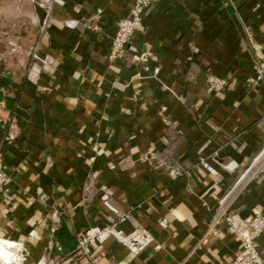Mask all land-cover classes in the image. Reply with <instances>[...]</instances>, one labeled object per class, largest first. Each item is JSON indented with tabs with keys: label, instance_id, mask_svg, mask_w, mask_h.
<instances>
[{
	"label": "crops",
	"instance_id": "crops-1",
	"mask_svg": "<svg viewBox=\"0 0 264 264\" xmlns=\"http://www.w3.org/2000/svg\"><path fill=\"white\" fill-rule=\"evenodd\" d=\"M3 1L16 46L0 45L13 199L0 196V240L22 243L27 264H53L86 228L114 219L108 193L130 213L117 227L142 226L154 241L134 254L110 238L95 251L100 264H234L242 242L219 201L264 145V84L246 83L264 53V0H157L113 61L132 0H61L46 29L36 0ZM34 47L50 61L30 67ZM209 75L226 89L211 92ZM230 209L264 210V176L240 187ZM258 242L264 258V234Z\"/></svg>",
	"mask_w": 264,
	"mask_h": 264
},
{
	"label": "built area",
	"instance_id": "built-area-1",
	"mask_svg": "<svg viewBox=\"0 0 264 264\" xmlns=\"http://www.w3.org/2000/svg\"><path fill=\"white\" fill-rule=\"evenodd\" d=\"M132 1L134 2V6L130 16L118 21L117 30L109 53L111 61L121 56L133 38L135 31L141 25L145 10L157 0ZM60 2L61 0H36V4L46 12V17L42 22L43 29H46L48 25L54 5ZM70 25L74 26V22ZM37 60L47 62L50 61V58H41L38 47H34L30 67L35 66ZM246 83L249 86L264 84V53H255L254 74L246 80ZM208 84L211 92L220 93L226 89L227 79L222 76L209 75ZM4 160V153L0 147V196L4 205H10L13 199L6 189L10 177L6 170ZM205 167L207 170L215 172L212 165L206 163ZM173 175L179 176L181 172L174 170ZM263 176L264 145L219 201L221 208L225 210L223 225L226 227V231L236 235L242 242V247L235 256L234 264H264V258L260 254L258 242L259 237L264 234V210L257 211L251 217L245 218L240 213L230 209L234 195L238 189L247 183L260 181ZM101 201L114 214V219H111L104 226H90L86 228L80 233L77 247L74 251L56 260L53 264H100L95 257V251L110 238L123 244L134 254L141 253L153 243V233L142 226H138L129 232L117 227V223L125 221L130 216V213L121 211L114 205L108 193L102 194ZM13 243L14 245L10 247V250H12V258L8 264H27L28 252L26 248L22 243Z\"/></svg>",
	"mask_w": 264,
	"mask_h": 264
},
{
	"label": "rangeland",
	"instance_id": "rangeland-1",
	"mask_svg": "<svg viewBox=\"0 0 264 264\" xmlns=\"http://www.w3.org/2000/svg\"><path fill=\"white\" fill-rule=\"evenodd\" d=\"M1 4H2V7L0 6V12L1 10H4L3 8V5H4V1L3 0H0ZM3 12V11H2ZM4 17H5V13H3ZM2 15V16H3ZM1 16V15H0ZM1 19V18H0ZM7 19V18H6ZM10 26V27H9ZM7 26V23L5 21H0V45H3V47H7V50L6 52L9 51V53H12L14 52V49H15V41H14V35H15V32L11 29H13V24L12 25H9ZM4 27L5 30H2V28ZM5 34V36L3 35ZM33 52V51H32ZM32 55V53H31ZM5 54H4V51H2V49H0V63L5 59ZM13 243V242H12ZM10 252L12 250H10V248L8 249ZM12 253V252H11ZM11 258H12V255H11ZM11 258L9 259L8 262H0V264H8L10 261H11Z\"/></svg>",
	"mask_w": 264,
	"mask_h": 264
},
{
	"label": "bare ground",
	"instance_id": "bare-ground-1",
	"mask_svg": "<svg viewBox=\"0 0 264 264\" xmlns=\"http://www.w3.org/2000/svg\"><path fill=\"white\" fill-rule=\"evenodd\" d=\"M13 245L0 240V262H8L12 253L8 250ZM2 264V263H1Z\"/></svg>",
	"mask_w": 264,
	"mask_h": 264
}]
</instances>
